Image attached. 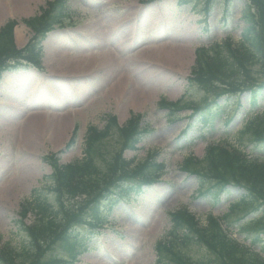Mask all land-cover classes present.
<instances>
[{
    "label": "rangeland",
    "instance_id": "374dc122",
    "mask_svg": "<svg viewBox=\"0 0 264 264\" xmlns=\"http://www.w3.org/2000/svg\"><path fill=\"white\" fill-rule=\"evenodd\" d=\"M50 1L55 0H27L26 10L21 12L13 9L12 0H0V27L8 20L17 19L20 23L14 30L15 41L19 48L26 47L35 34L21 20L39 16ZM194 1L198 4L192 9L179 7L175 0H67L71 11L52 13L56 15L54 19L58 17L64 23L39 40L43 48L41 66L22 65L6 73L0 82V194L7 192L9 182L14 187L7 192L0 249L7 242L18 247L23 240L25 234L18 222L21 203L32 198L35 189L44 192L49 201H55L52 190L48 189L53 181L48 155L57 153L62 164L82 160L90 127L102 131L111 115L116 116L118 124L126 126L127 120L142 114L145 134L136 151L128 148L121 151V136L115 129L96 143L98 150L105 149L107 159L121 151L127 159H134L136 165L157 153L158 161L165 159L168 166L160 181L145 186L130 204H118L105 217L101 213L107 224L94 230L91 248L79 256V264H159L160 257L162 264H177L171 252H183L193 260L208 257L205 247L193 243L183 248L178 242L168 254L158 250V242L169 238L170 214L187 206L205 224L210 213L214 216L228 213L230 204L244 191L231 186L219 204H215L213 195L201 194L211 183L202 186L201 192L199 177L183 168L182 162L190 155L204 158L212 142L229 141L237 148L239 145L242 152L256 153L254 142L263 140L264 136L253 132L239 135L252 117V113L245 118L240 115L244 109L249 110V93L243 94L238 105L235 102L229 108V123L222 119L213 128L205 129L207 139L201 138L199 131L182 135L188 124L187 115L192 113L184 104L211 101L226 92L222 86L207 88L190 80L198 49H206V54L213 57L212 47L217 42L232 39L239 43L247 26L242 18L247 0H230L229 8L225 0H216L209 11L203 0ZM251 13L256 19L253 9ZM256 21L261 27L259 19ZM97 23L102 30L94 29ZM261 71L258 65L253 66L251 77H244V83L253 86L264 83ZM181 99V103L177 102ZM224 101L221 98L222 104ZM170 102H177L182 108L175 117L166 108ZM258 110L260 114L264 110V89ZM26 112L41 121L35 137L40 143L36 144L33 155L23 139L28 121L24 117ZM257 113L255 110L253 117ZM64 123L68 129L60 136L56 129ZM75 124L79 125L77 140L66 148ZM42 127L45 130L41 133ZM98 154L96 162L103 167ZM27 169L31 176L24 182ZM250 210L234 213L229 217L231 222L226 223L244 218ZM32 219L28 216L25 221L29 224ZM237 227L230 228L232 235L245 246H251L256 232L261 234L262 229H253L248 239L246 232L238 231ZM254 248L264 254L260 247ZM51 252L58 256L68 253L63 244ZM206 262L217 264L209 263L208 259Z\"/></svg>",
    "mask_w": 264,
    "mask_h": 264
},
{
    "label": "trees",
    "instance_id": "16d2710c",
    "mask_svg": "<svg viewBox=\"0 0 264 264\" xmlns=\"http://www.w3.org/2000/svg\"><path fill=\"white\" fill-rule=\"evenodd\" d=\"M180 2L184 4L193 1L180 0ZM58 6H62L60 0L51 2L43 16L31 19L29 23L37 29L44 24V21L51 19L50 12L53 8L58 9ZM252 9L261 27L255 24L257 21L250 12ZM243 15L251 24L245 28L239 40L237 55H234L236 52H232L228 43L215 44L212 47L215 51L214 65L212 68L205 66L199 55L193 71L195 74L193 80L204 87H211L217 82L223 84L227 87L224 93L232 95L229 99H234V93L241 90L240 88H250L253 97L251 108L254 112L258 110L257 99L262 96L264 83L258 82L253 86L244 83L246 79L244 77H251L249 73L251 74L255 65L262 68L260 73L264 76V0H249ZM13 27V22H9L0 31V65L4 62L3 59L15 50ZM226 105L227 103L220 104L218 100L202 105L196 115L197 122L202 127L213 128L215 123L226 115ZM136 120L137 117L133 118L124 129H119L116 119L109 116L108 124L102 131L90 127L86 135L85 156L82 160L62 165L56 156L49 157L54 172L51 177L53 181L48 189L52 190L55 201H49L45 193L40 190L34 191V196L28 201L30 213L34 214L33 222L25 225L19 221L25 236L20 240L18 247L8 243L3 250H0V264H56L62 256L63 258L75 256L76 247L87 250L93 232L91 228L99 220V212H110L120 202L119 195L132 196L141 193L146 179L160 177L163 167L154 159L146 165L142 166L141 163L134 166L133 161L125 159L122 155V150L125 148L135 150L137 144L142 141L141 130L132 127ZM113 129L120 134L123 147L121 151L107 159L105 149L99 151L96 143L108 136ZM249 132L264 136V111L262 116H257L247 123L240 135ZM254 151L259 156L256 159L245 160L220 146H213L209 148L208 155L204 159L190 156L183 161V167L187 170L201 172V189L205 184L211 183L203 194H213L216 204L219 202V195L226 190L229 183L244 189V194L234 201L229 213L253 208L244 219L233 223L238 226L239 231L246 232L248 239L253 229L264 228V137L262 141L255 143ZM96 154L101 156L103 167L96 162ZM260 155H263V158ZM72 201L75 202L70 204ZM26 214L27 212L24 211L23 216L25 217ZM229 217L230 214H226L224 218L229 219ZM171 221L169 238L159 244L160 251L171 252L178 242L183 248H188L193 243L205 247L207 251L208 257L203 256L196 260H192L183 252L175 254V259L178 261L181 260L182 254L186 257L183 258L184 264H207V259L209 263L217 264H264V255L254 248L258 246L264 253V236H260L259 232H256L249 248L228 236L219 222L210 217L207 218V223L203 224L188 210L179 209L171 215ZM243 221L245 223L239 224ZM60 244L65 246L68 257L65 254L58 256L50 253Z\"/></svg>",
    "mask_w": 264,
    "mask_h": 264
},
{
    "label": "bare ground",
    "instance_id": "6f19581e",
    "mask_svg": "<svg viewBox=\"0 0 264 264\" xmlns=\"http://www.w3.org/2000/svg\"><path fill=\"white\" fill-rule=\"evenodd\" d=\"M27 0H12V3H13V9L15 8V11L17 10H20L21 12L22 11H25V5L27 4L26 3ZM1 11V10H0ZM1 12H0V19H1ZM94 25V24H93ZM102 28L101 25H99L97 23V25H94V29H96L97 31L98 30H102L100 29ZM26 119H28L27 121V126H26V131L25 133H23V139L25 140V143H26V146L28 147V151H30L29 154L33 155L35 154L36 152V144L40 143V141L38 142V140H36V130L38 129V127L40 126L41 124V121L40 119L36 118L35 116L34 117H31L29 114L26 115ZM68 129V125H65L62 124L59 126V128L57 127L56 130H58V133H60V136L64 135L66 133ZM42 130L44 131L45 128L41 129V133H42ZM28 172H26L27 174L25 175V179H23L24 182H26V180H28V175L31 176V171H29V169H27ZM22 180V179H21ZM21 182V181H20ZM12 187V184L9 182V184H7V187H6V190L8 192V190H11V189H14L11 188ZM7 192H3L2 194H0V226L1 224H3V212L5 210V207L8 205V196H7Z\"/></svg>",
    "mask_w": 264,
    "mask_h": 264
}]
</instances>
